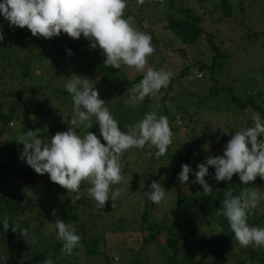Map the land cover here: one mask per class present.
I'll use <instances>...</instances> for the list:
<instances>
[{"label": "trees", "instance_id": "16d2710c", "mask_svg": "<svg viewBox=\"0 0 264 264\" xmlns=\"http://www.w3.org/2000/svg\"><path fill=\"white\" fill-rule=\"evenodd\" d=\"M206 14L215 16V24L229 20L246 31L238 38H222L206 29ZM129 16L136 28L152 37L155 52L147 58V67L158 69L170 57L176 58L169 85L143 101L128 102L105 94V86L122 76L128 87L139 83L143 72L123 65L120 69L105 67L102 49L98 45L91 48L92 42L83 34L80 39L63 32L51 39L36 37L27 27H10L0 13L4 34L0 41V264H43L49 253L54 264H119V257H124L126 264H264V247H242L234 240L223 215L221 201L229 183L234 195L245 187L239 174L231 182H217L215 168L209 166L205 177L213 189L209 196H204L202 185L192 183L199 163L223 155L236 131L253 126V113L264 120V0H163V6L161 0H144L143 4L127 0L124 17ZM169 36L173 37L168 40ZM238 40L242 44L234 46ZM194 46L199 52L194 53ZM254 47L261 50L259 57L251 56ZM179 52L182 54L177 59ZM47 55L58 56L59 62L53 60L42 68L39 65ZM62 61L64 66L72 63L66 69L75 70L79 76L89 73L86 77L122 131L148 112L168 117L173 137L167 153L156 159L154 147L125 151L121 157L124 180L112 185L111 190L116 186L123 191L125 180L134 172L148 175L150 185L153 180L161 183L167 195L172 193L169 187L177 190L179 210L173 216L153 219L157 204L147 198L146 205L138 207L132 202L130 214L114 220L117 215H112L111 199L100 209L86 194L89 182H82L81 198L72 204L71 197L76 193H68L47 173L37 174L20 159L24 146L16 139L28 130L40 129L42 138L50 140L71 127L80 135L95 133L106 145L95 116L91 117V129L70 124L72 97L61 79L70 76L60 65ZM247 64L251 68L245 70ZM149 151L151 156L147 155ZM185 163L192 171L187 184H181L178 175ZM24 180L30 185L28 197L22 194ZM249 186L258 187L264 194V179L259 176ZM108 213L114 221L107 224ZM5 217L10 224L7 232L3 229ZM56 219L71 223L81 237L71 256L61 253L62 241L54 228ZM248 223L264 227V199L249 215ZM11 225L18 230L27 228L35 240L27 243L19 231L11 230ZM128 227L140 234L141 241L130 242L134 238L130 233L126 237L129 240L110 246L109 232L124 240ZM29 252L27 259L25 254Z\"/></svg>", "mask_w": 264, "mask_h": 264}, {"label": "clouds", "instance_id": "9594fccd", "mask_svg": "<svg viewBox=\"0 0 264 264\" xmlns=\"http://www.w3.org/2000/svg\"><path fill=\"white\" fill-rule=\"evenodd\" d=\"M138 3L143 4L144 0H138ZM126 7L127 0H3L0 13L10 22V27H27L36 37L51 39L63 32L73 39H80L83 34L92 42L91 48L98 45L102 49L106 57L105 67L120 69L123 65L143 72L139 83L127 90L131 100L143 101L145 97L155 96L166 88L173 73L147 67V58L155 52L152 37L134 26L133 17H124ZM3 39L4 34L0 29V41ZM64 88L72 97L70 124L75 128L91 129V117L95 116L106 145L95 133L87 131L80 135L71 127L69 131L57 132L50 140L42 138L44 133L40 129L28 130L16 139L18 144L24 146L20 159L26 161L37 174L47 173L52 182L68 193H76L71 197L72 204L81 198V184L87 181L91 186L85 192L96 202V207L103 209L111 199L114 208L122 189L111 190V186L124 180L121 165L123 153L130 148L144 149L147 146L157 149L156 159L164 156L173 137L169 119L165 115L158 117L155 112H148L143 119L127 125V131H122L89 78L73 74L64 83ZM251 119L253 126L236 131L223 155L209 157L205 163L197 165L199 170L194 172L196 179L192 183L202 185L204 196H209L213 191L205 180L209 175V166L215 168L214 179L217 182H231L233 176L239 174L245 187L234 195L229 183L221 201L223 215L236 242L242 247L253 245L259 248L264 247V227L250 226L248 218L264 199V194L258 187L249 185L258 176L264 179V140L258 139L264 137V120L259 113H253ZM147 155L151 156V151ZM181 167L178 181L187 184L192 168L187 163ZM22 194L28 197L31 191L25 188ZM166 197L165 187L153 180L148 199L160 204L166 201ZM55 214L54 209L53 216ZM11 226V230L19 231L27 243L29 239L35 240L34 236H29L27 228L18 230V226ZM9 228V220L5 217L3 229L7 232ZM54 228L57 239L62 241L61 253L71 256L81 241L77 229L62 219L55 220ZM52 255L49 253L43 259V264H54Z\"/></svg>", "mask_w": 264, "mask_h": 264}, {"label": "rangeland", "instance_id": "374dc122", "mask_svg": "<svg viewBox=\"0 0 264 264\" xmlns=\"http://www.w3.org/2000/svg\"><path fill=\"white\" fill-rule=\"evenodd\" d=\"M236 9H238V7H236ZM156 16H158V15H156ZM205 19H206V22H205L206 29L207 30L209 29V30L216 31V33H218L222 38L227 37V39H229L228 38L229 36H233V37H237L238 38L239 36H242L245 33V31H246L244 26L235 25L233 22H230L229 20L228 21H224V22H222L220 24H215L214 21H213V20H215V16H212V15H209V14L205 15ZM172 37L169 36L168 40L171 39ZM228 43H229V41H228ZM236 43H238V45H240V44H242V41L238 40V42L237 41L234 42L233 45L235 46ZM247 43H249V42H247ZM64 49H65V47L63 46V50ZM192 49L194 50V53L199 52V49H198L197 46H194ZM190 50L191 49L188 50V55L189 56H190ZM251 51H252V53H250L251 56L252 55H256V56L259 57L261 55V50L257 49L256 47L251 48ZM192 52L193 51H191V53ZM181 54L182 53L179 52L178 56L175 55L177 57V59H180ZM44 60L42 61L41 65H39L42 68H43L44 64L45 65H50L53 60L55 62L56 61L59 62L58 56H51V55H47L46 58H44ZM174 61H176V58L175 57H170L169 60L166 61L164 66H162L161 68H158L156 70L164 69L165 71L175 72V70L173 71V68L176 69V64H175ZM63 62L64 61H62L61 64H60L62 67L64 66ZM177 62H178V60H177ZM70 65H72V63H66L65 66H64V70H66L69 73L70 77L73 74L77 75L75 70H73V69L67 70L66 69V68H69ZM247 68L249 69V68H251V66L249 64H247V66L245 67V70H247ZM136 72H138V71H136ZM88 74L89 73L85 74L84 77H86ZM198 74H197V76H198ZM61 79H62V83H65V81L68 78L64 75V76H61ZM126 80L127 79L122 76L121 78L116 79L110 85H106L105 88H104L105 94H107V95H115V96L117 95L118 98L126 99L129 102L130 101V97H129L130 94L127 92V90L130 87H128ZM195 91H197V89ZM26 170L27 169H24L23 172H25ZM146 177H148V175H146ZM146 177H142L140 172H134V175L130 176L129 178H127V180H125V183L123 185L122 194H121L120 197L117 198L115 207L112 208V215H117L114 218V220L115 219L118 220L120 217L121 218L122 217H126L125 215L130 214V211L132 210V204L134 202L137 203L136 206H138V207L139 206L142 207L143 205L147 204V198H148L147 196H148V191H149V188H150V181H148ZM141 180H143L142 184H141ZM21 181H23V180H21ZM27 181H30V180L27 179ZM21 186H22L23 189L30 187V185L27 186L26 180H24V182H23V184ZM169 188H172L171 189L172 193L167 195L165 202H161L160 204H157V206L155 207V210L153 211L154 212V218L153 219H155V220L162 219V216H164V215L173 216L174 213L177 210H179V209H177V198H176V195H177L176 191L177 190H175L174 187H172V186L169 187ZM114 189H116V186H115ZM111 202H113V201L111 200ZM134 212L136 213L135 210H134ZM108 215H110V216H108L105 219V222L107 224L111 223L112 220H113V218L111 217V213H108ZM118 215L120 217H118ZM127 220L131 221L129 218H127ZM113 227L114 226H112L110 228V230H112ZM128 230H130L129 227H128ZM130 233L134 237V238H130V242L141 241V240H139V235L140 234L138 235V234H136L135 232H133L131 230L127 231V233H125V235H127V236H125L124 240H122L123 237L118 236V234H113L112 232H109L110 246H115V243H118V242L121 243V242H123L125 240L126 241L129 240V238L126 239V237H128V235ZM30 253L31 252H29V255L27 253L25 254V257L27 259H28V257H30ZM155 256H156V253H155ZM119 258H120L119 264L121 262H124V264H126V260H125L124 257H119ZM155 260H158V259L154 258V261Z\"/></svg>", "mask_w": 264, "mask_h": 264}]
</instances>
